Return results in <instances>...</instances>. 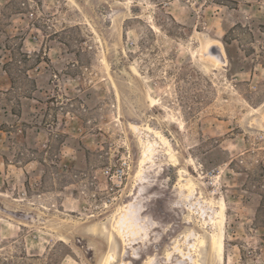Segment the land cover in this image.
<instances>
[{"label":"rangeland","instance_id":"rangeland-1","mask_svg":"<svg viewBox=\"0 0 264 264\" xmlns=\"http://www.w3.org/2000/svg\"><path fill=\"white\" fill-rule=\"evenodd\" d=\"M0 264H264V0H0Z\"/></svg>","mask_w":264,"mask_h":264},{"label":"bare ground","instance_id":"bare-ground-1","mask_svg":"<svg viewBox=\"0 0 264 264\" xmlns=\"http://www.w3.org/2000/svg\"><path fill=\"white\" fill-rule=\"evenodd\" d=\"M217 46L223 51L222 46H220V44H217ZM214 225L217 227V233H215L214 235H212V238H211V249L215 253V255H217V257L220 260H223V258H224V251H225V244H224V235L222 233V230H223L222 229V225H223L222 218H219V219H216L215 218ZM205 241H207V240H205ZM205 241L202 239L201 240V245L202 244H205Z\"/></svg>","mask_w":264,"mask_h":264}]
</instances>
